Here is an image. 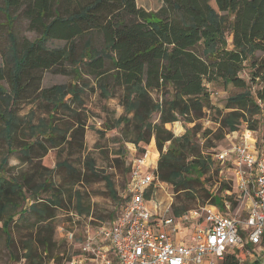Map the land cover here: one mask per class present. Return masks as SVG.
I'll return each instance as SVG.
<instances>
[{"label":"trees","instance_id":"1","mask_svg":"<svg viewBox=\"0 0 264 264\" xmlns=\"http://www.w3.org/2000/svg\"><path fill=\"white\" fill-rule=\"evenodd\" d=\"M2 2L0 13L14 22L16 16L12 12L23 9L30 30L38 35L34 41L18 44L16 37L9 34V52L4 65H0V140L9 148L17 142L24 124L17 113L19 104L43 101L54 111L64 109L71 114L84 107L82 96L88 84L82 88L42 87L45 72L54 71L65 76L91 77L105 100L120 91L124 114L112 128L122 129L126 137L132 136L130 141L140 148V153L155 138L160 153L159 179L170 184L175 194L188 191L189 197H196L195 184L204 187L200 179L217 162L204 155L198 143L200 136L206 139L212 133L210 130L196 124L175 136L165 128L167 124L181 119L193 124L211 111L218 117L215 121L220 130L226 129L228 135L255 132L258 147L264 152V0H162L156 12L139 7L136 0ZM52 41L65 45L49 48ZM259 53L263 56L258 57ZM247 69L251 83L242 77ZM254 84L259 87L254 88ZM208 85H232L242 93L230 96L222 110L213 106ZM27 130L30 141L21 149L24 161L41 160L50 149L72 145L73 140H78L80 150L84 146L85 128L81 123L71 132L72 129L65 131L53 122L29 121ZM222 137L223 134L218 139ZM207 147L214 148L210 142ZM7 163L8 158L4 157L1 170ZM94 166L92 161L87 164L92 172ZM217 167L223 177L221 164L217 163ZM46 170L39 173L40 178L47 176L43 182L29 186L33 189L31 197L25 192L29 178L20 182L0 175V223L9 249L12 240L7 230L14 219L21 217L23 210L40 212V193L53 192L48 177L51 171ZM100 179L106 182L111 198L118 200L110 177ZM231 186L232 181L229 185L224 183L221 191L232 190ZM204 192L207 204L217 206L210 191ZM52 196L51 205L59 207L58 195ZM150 196L147 193L146 199ZM230 201L238 204L234 197ZM184 212L174 208L175 215ZM53 217L40 212L42 220ZM56 248L54 228L39 227L25 245L26 264H61L68 252L58 255L54 253ZM244 257L245 251H238L226 264H240Z\"/></svg>","mask_w":264,"mask_h":264},{"label":"rangeland","instance_id":"2","mask_svg":"<svg viewBox=\"0 0 264 264\" xmlns=\"http://www.w3.org/2000/svg\"><path fill=\"white\" fill-rule=\"evenodd\" d=\"M136 3L149 12H156L162 6V0H136ZM3 5L2 0H0V7H3ZM22 11L23 9L12 12V16H16L14 22H11L5 14L0 13V65H4L5 56L9 52V34L16 37L18 44L26 40L34 41L38 38V35L30 30L29 21L24 18ZM95 43L99 45L100 40L96 38ZM229 43H231V38H229ZM64 45V42L52 41L48 44V47L60 48ZM261 56L263 54L259 53L258 57ZM242 77L251 83L248 69L245 70ZM84 83L89 85L84 88L85 94L82 96L84 107L80 108L76 114H71L64 109L54 111L51 106L43 101L19 104L17 113L24 124L17 137V142L14 143L12 148H9L3 140H0V175L19 179L20 182H23L24 178H29V184L25 186L27 196L31 197L33 193V189L29 186L32 187L46 179L47 176L40 178L39 173H44L46 169L51 171L48 177L52 183L53 192L40 193V206L37 207V210L44 214L51 213L54 216L52 219L42 220L40 212L23 210L24 214L15 218L7 230L12 240L10 249L7 248V236L0 223V264H26L27 260L24 257L26 243L35 237L39 227L46 226L54 228V241L57 244L54 253L60 255L68 252L66 258L68 260L74 253L78 252V246L77 242H74L75 246L65 243V231H62L61 228L73 230L79 241L85 236L87 229L96 231L109 227L120 214L130 182V160L140 153L138 147H136L137 151H134L133 143L130 141L133 138L132 136L126 137L122 133V129L112 128L115 122L124 114V110L119 103L120 91L117 90L115 97L105 100L100 96V92L96 89L95 82L91 77L83 74L80 78L74 74L65 76L54 71L45 72L42 87L79 85L82 88ZM3 85L8 88L6 83H3ZM208 87L211 92L213 106L222 110H224L230 96L242 93V90L234 88L232 85L226 87L208 85ZM258 87L254 84V88L257 89ZM215 118L218 117L208 111L203 120H197L193 124H188L181 119L177 123L167 124L168 126L166 125L165 128L171 132H181V135L188 128L201 124L204 129H208L212 133L206 139L200 136L198 143L203 148V154L209 155L213 159L216 152L238 143L241 139V134L228 135L226 129L220 130V125L215 121ZM42 120L47 123L53 122L55 126L65 131L72 129L71 132L76 130L78 123H81L85 128L83 149L80 150L78 147V140H73L72 145L66 143L58 148L50 149L41 160L24 161L21 149L24 144H28L30 141L26 137L28 133L27 123L31 121L32 124H39ZM155 120L158 121V118ZM1 126L0 120V128ZM222 134L224 137L219 140L218 138ZM67 139L70 142V134ZM209 142L214 148L207 147ZM46 146L48 145L46 144ZM4 157L8 158V163L1 170V161ZM90 161L95 164L93 172L87 168ZM226 165L221 164L223 170H226ZM217 168V163H215L213 170L200 179L204 187L201 188V186L195 184L194 191L196 193L194 192L193 195L196 194V197H189L188 191L175 194L173 187L166 186H162L158 195L165 196L166 193L169 197L171 194L173 196V210L177 208L189 211L208 203L209 200L206 199V193L204 192V190H208L217 200V206L223 214L228 213L227 215L244 217L241 204L234 205L231 202L230 209L225 207L223 203L224 192L221 191V186L224 183L229 185L234 177L227 171L223 177L220 176L217 173ZM104 176H108L112 180L118 194V200L114 201L111 198L106 182L100 179ZM221 179L223 183L220 182ZM53 194L58 195L59 207H54L50 203ZM44 205L49 207L45 208ZM259 259L264 264V253L259 254ZM61 264H64V261ZM243 264H250L249 260H246Z\"/></svg>","mask_w":264,"mask_h":264},{"label":"built area","instance_id":"3","mask_svg":"<svg viewBox=\"0 0 264 264\" xmlns=\"http://www.w3.org/2000/svg\"><path fill=\"white\" fill-rule=\"evenodd\" d=\"M144 149L130 160L127 197L109 227L87 229L79 241L73 230L61 228L66 243L77 242L78 246V252L64 264H226L242 250L245 257L240 264L246 260L262 264L264 152L258 147L255 132L246 130L238 143L214 154L218 164H227L224 173L234 177V194H226L243 206L244 217L225 215L212 204L175 215L171 194L167 202L156 201L162 186H172L160 181L159 160H152ZM226 199L224 205L230 209L231 202ZM152 202L156 214L150 207Z\"/></svg>","mask_w":264,"mask_h":264},{"label":"crops","instance_id":"4","mask_svg":"<svg viewBox=\"0 0 264 264\" xmlns=\"http://www.w3.org/2000/svg\"><path fill=\"white\" fill-rule=\"evenodd\" d=\"M141 8H142V7H141ZM143 9H144V8H143ZM145 10H146V9H145ZM146 11H147V10H146ZM167 126H168V125H167ZM173 133H174L175 136H179L181 132H175V131H173ZM132 146H134V151H137V150H136V146H135L134 144H133ZM144 148H146V149L150 152L151 157H152V160H156V161L159 160V158H160V153H159V151H158V149H157V146H156V140H155L154 137H153L152 140L150 141V144H149L148 146H145ZM132 150H133V149H132ZM231 187H232V186H231ZM226 191H229V192H231L232 194H234V188L232 187V190L227 189V190L224 191V199L227 198L226 200H229V201H230V198H233L234 196H233V195H232V196L227 195V194H226ZM166 199H168V196H167L166 193H165V196H159V195H158L157 198H156V201H162V202H165ZM230 202H232V201H230ZM223 203H224V201H223ZM150 207L152 208L153 213L156 214L157 211H156V208H155V206H154V202L151 203Z\"/></svg>","mask_w":264,"mask_h":264}]
</instances>
